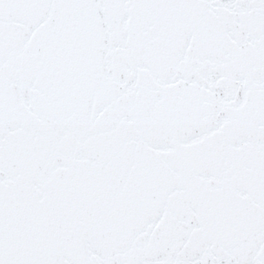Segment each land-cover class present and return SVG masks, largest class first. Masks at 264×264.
<instances>
[{
	"label": "snow or ice",
	"instance_id": "snow-or-ice-1",
	"mask_svg": "<svg viewBox=\"0 0 264 264\" xmlns=\"http://www.w3.org/2000/svg\"><path fill=\"white\" fill-rule=\"evenodd\" d=\"M0 264H264V0H0Z\"/></svg>",
	"mask_w": 264,
	"mask_h": 264
}]
</instances>
